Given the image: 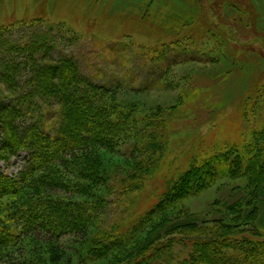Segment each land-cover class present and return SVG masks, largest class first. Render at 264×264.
Wrapping results in <instances>:
<instances>
[{"label": "rangeland", "instance_id": "obj_1", "mask_svg": "<svg viewBox=\"0 0 264 264\" xmlns=\"http://www.w3.org/2000/svg\"><path fill=\"white\" fill-rule=\"evenodd\" d=\"M23 45H29L25 53L8 51ZM153 48L163 49V57L150 59L145 51ZM29 57L34 62L30 65L33 71L20 67L15 83L22 85L32 72L42 76V81L34 82L30 95H23L24 88L20 87L15 98L0 83V96L4 97L0 100L9 104L2 111L5 114L16 110L17 98L21 101L17 111L23 114L25 126L16 125L18 138L27 137L30 127L40 120L38 125L45 126L38 144L42 147L52 143L44 139V132L58 133L54 128L59 109L75 106L72 99L60 100V92L78 94L54 79L55 92L40 95L39 86L48 81L52 66H57L55 71L62 75L71 72L72 85L85 83L97 89L124 81L138 88L152 86L140 91L122 88L116 93L114 99L133 105L136 113L148 114L156 109L165 113L171 107L181 111L170 128L164 127L168 145L160 153L161 166L154 179L146 182L145 191L132 198V206L122 194L134 176L130 173L134 163L127 165L125 157L139 143L120 142L112 152L97 148L107 175L103 182L106 186L96 191L103 192L108 205L99 225L89 228L84 240L62 237L59 243L64 256L60 264H102L93 261L95 256L88 252L89 239L94 242L103 230L127 228L126 224L152 209L165 188L191 168L207 175L200 168L203 163H208V170L218 180L200 194L183 199L178 208L198 223L226 222L233 217L224 208L246 199L260 209L255 221L264 240V204L254 196L246 197L244 188L249 179L219 176L222 167L238 153L242 157L249 147L264 149V0H0V60L23 62ZM66 59L67 63L61 62ZM65 65L68 68L64 72ZM160 76L170 84L169 89L157 83ZM182 94H189V99H181ZM27 157L19 153L0 160V171L16 178L19 172L27 171ZM68 172L59 167V174L52 176L66 183L79 175ZM77 179L80 183V177ZM186 182L193 187L190 180ZM49 196L66 203L87 201L76 190ZM172 213L169 217L175 219L176 212ZM146 225L134 232L136 241L150 231ZM40 236L38 232L21 236L13 248L12 261L0 256V264L51 262L46 250L50 245L42 243Z\"/></svg>", "mask_w": 264, "mask_h": 264}, {"label": "trees", "instance_id": "obj_2", "mask_svg": "<svg viewBox=\"0 0 264 264\" xmlns=\"http://www.w3.org/2000/svg\"><path fill=\"white\" fill-rule=\"evenodd\" d=\"M28 46H12L8 51L10 54H21L27 52ZM153 49L145 51L150 59L163 57V49ZM68 61L66 59L61 62ZM30 65H34L32 57L23 62L0 60V83L12 98L18 97L17 90L22 86V94L30 95L34 92V82L42 81V76L32 72L27 79L24 78L22 85L15 83L19 68L28 67L33 71ZM56 67L49 69L48 81L39 86L40 95L45 97L55 92L52 85L54 79L60 80L65 89L67 86L68 90L73 87L78 94L72 96L66 90L60 92V100L72 99L75 106L59 109L55 116V120H58L54 128L58 132L56 135L44 132V139L52 142L49 147L38 145L45 129V126L38 125L40 120L35 126L30 127V123L27 125L26 128H32L27 137H17V126H25L23 114L17 111L21 101L17 98L16 110L5 114L2 111L9 104L2 102L4 97L0 96V160H7L19 153L28 156L27 171L19 172L16 178L8 177L0 171V256L3 260L10 257L12 261L13 248L17 247L21 236L38 232L41 242L50 245L46 248L51 261L48 264H60L64 256L59 243L62 237L71 235L77 241H82L87 237L89 228L99 225L108 203L103 192L96 191V188L106 186V182H103L107 175L97 148L112 152L120 142L135 140L139 143L140 146H133L125 157L129 160H126L127 165L134 163L130 171L134 176L124 186L122 194L126 197L127 205L132 206V198L143 192L146 182L151 177L154 179L161 166L160 153L168 145L167 132H162L164 127L170 128L173 120H177L181 113L177 107L168 108L165 113L160 109L148 114L136 113L133 105L117 102L114 99L116 93L122 88L140 91L152 86L145 84L138 88L124 81L97 89L93 86L89 88L85 83L72 85V75H68L71 72L62 75L55 71ZM67 68L65 65L63 71ZM165 80L160 76L157 83L169 89L170 84H166ZM183 94L181 99L185 96L189 99V94ZM43 112L48 113L47 109ZM36 144L38 149L34 148ZM249 149L243 151L242 157L238 153L235 159L222 167L219 176L249 179L244 188L246 197L250 199L254 196L264 204V149ZM59 167L70 171L69 174L73 171V175H79L62 183L52 176L59 174ZM106 167L110 166L107 164ZM200 168L206 170L207 175L202 174L201 170L200 173L198 168H191L171 186L166 185V190L153 203L152 209L126 224L127 228L103 230L98 233L95 243L89 239L91 245L88 244V252L95 256L93 261L102 264H264V240L255 221L260 211L256 203L250 205L246 199H238L227 205L224 211L233 219L230 217L231 221L226 222L213 220L198 223L191 216L186 217L183 209L178 208V203L183 199L200 194L218 180L208 170V163H203ZM77 176L80 177V183ZM205 177L207 180L202 181ZM188 180L193 183V187L187 185ZM73 190L87 198V201L66 203L49 196V193H73ZM173 211L176 212L175 219L169 217ZM145 224L150 231L140 242L136 241L134 232ZM92 246L97 248L93 249Z\"/></svg>", "mask_w": 264, "mask_h": 264}]
</instances>
